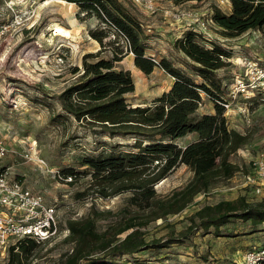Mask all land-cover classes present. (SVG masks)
Instances as JSON below:
<instances>
[{
  "label": "rangeland",
  "instance_id": "rangeland-1",
  "mask_svg": "<svg viewBox=\"0 0 264 264\" xmlns=\"http://www.w3.org/2000/svg\"><path fill=\"white\" fill-rule=\"evenodd\" d=\"M124 1L143 23L147 54H153L157 59L161 56L169 58L197 82L203 81L204 77L193 70L192 61L173 45L177 35L186 28L184 22L174 21L165 11L185 7L198 10L207 17L216 7L230 12V0H159V9L155 13L147 12L133 0ZM102 27L108 31L102 55L111 57L117 44H125L124 37L97 16L79 11L76 3L65 0H0V134L12 149L3 162L11 166L12 176L42 193L48 204L57 207L60 225L59 235L40 243L25 257L24 264H58L64 252L73 246L67 240L68 221L71 219L93 214L97 230L105 231L112 227L115 230L124 218L137 211L136 206L129 202V192L105 198L92 192L78 195L87 187L89 174H79L73 184L57 175V171L69 174L68 168L83 172L87 168L82 163L85 155L108 150L114 142L132 141L93 132L85 121H77L72 116H57L62 112L57 96L75 79L73 68H83L84 54L104 48L90 34L91 29ZM210 30L214 39L207 40L200 35L198 39L203 44H218L226 50L236 45L233 48L264 64L263 32L251 29L238 38L224 39L226 36L217 24L210 25ZM125 64L131 66L135 82V90L127 94L130 104H151L173 84L174 78L161 67L145 73L128 60ZM239 73H244L243 67L230 62L216 70L214 78L221 80L222 93L228 91ZM202 96L201 109L211 101L207 93L202 92ZM259 105L257 103L256 107ZM230 125L251 133L249 143L231 156L232 161L240 165V170L230 178H217L209 189L199 192L183 210L141 227L150 245L124 255L123 259H138L141 264H245L247 251L264 247V223L257 226V231H252L250 221L241 219L221 226V235H217L213 228L209 232L194 229L188 236L180 235L191 224L194 213L206 203L234 199L242 194L253 201L264 196L243 185L244 175L252 168L256 150L264 145V104L252 122L234 115ZM192 140L194 135L191 132L177 138L176 142L185 146ZM31 146L35 160L23 155ZM192 177L193 171L181 164L155 187L163 197L187 184ZM126 233H119L117 238L123 239ZM172 238L173 241L169 242ZM156 240L167 245H151ZM10 246H0V264L8 262Z\"/></svg>",
  "mask_w": 264,
  "mask_h": 264
},
{
  "label": "trees",
  "instance_id": "trees-1",
  "mask_svg": "<svg viewBox=\"0 0 264 264\" xmlns=\"http://www.w3.org/2000/svg\"><path fill=\"white\" fill-rule=\"evenodd\" d=\"M65 1L76 3L79 11L95 15L114 28L124 37L125 44H117L111 57L103 56L108 31L104 27L90 30L104 48L84 54L83 68H73L75 79L57 96L62 109L57 116H72L85 121L93 132L132 140L114 142L108 150L85 155L82 163L87 168L83 172L67 169L73 177L69 183L78 180L79 174H89L87 187L78 195L92 192L105 198L129 192V202L137 211L124 218L115 230L113 227L97 230L93 214L69 220L67 240L73 246L64 252L58 264H141L138 259H123L124 255L150 245L141 227L183 210L217 178H230L240 170L231 156L249 143L251 133L230 126L223 106L216 101L222 93L221 80L214 78L216 70L228 63L222 55L229 56L230 52L218 44L211 47L203 44L198 39L200 35L191 29L177 38L175 47L192 61L193 70L204 77L197 82L169 58L155 60L147 54L143 23L124 0ZM214 20L226 37H236L251 29L264 33V0H231L230 12L214 8ZM130 52L134 54L135 65L145 73L159 66L174 77L171 88L151 104L133 105L127 101V94L135 90V82L130 69L118 67L116 62ZM202 92L214 102V113L198 112ZM191 132L197 133L196 139L185 146L176 142ZM181 164L193 171L192 179L160 196L155 185ZM235 219L250 221L252 231H257V226L264 223V196L253 201L242 194L206 203L194 213L191 224L180 235L188 236L194 229L209 232L211 228L221 235V226ZM125 231L124 238L118 239L117 235ZM39 244L32 238L21 239L10 246L11 255L5 264H24L25 257ZM151 245L167 243L156 240Z\"/></svg>",
  "mask_w": 264,
  "mask_h": 264
},
{
  "label": "built area",
  "instance_id": "built-area-1",
  "mask_svg": "<svg viewBox=\"0 0 264 264\" xmlns=\"http://www.w3.org/2000/svg\"><path fill=\"white\" fill-rule=\"evenodd\" d=\"M133 2L147 12L155 13L159 9V0ZM165 13L176 22L183 21L187 29L194 30L203 38L214 39L210 30V25L217 24L214 10L207 17L198 10L185 7H174ZM153 57L157 60L154 55ZM222 58L241 65L244 73L237 74L228 91L221 93L216 101L223 106L229 124L234 115H240L247 122H252L254 111L264 104V64L240 50L230 53L229 56L222 55ZM257 103L260 104L259 107H256ZM202 105L203 99L199 102V106ZM32 150L33 146L23 155L27 159L35 160ZM11 152L12 149L0 134V246L14 245L24 238H32L39 243L51 241L60 233L57 207L48 204L42 193L32 190L23 180L12 176L11 166H6L3 162ZM57 175L65 182L73 179L72 175L60 171H57ZM244 176L243 185L252 187L255 193L263 195L264 145L256 150L252 168ZM244 263L264 264V247L247 251Z\"/></svg>",
  "mask_w": 264,
  "mask_h": 264
},
{
  "label": "crops",
  "instance_id": "crops-1",
  "mask_svg": "<svg viewBox=\"0 0 264 264\" xmlns=\"http://www.w3.org/2000/svg\"><path fill=\"white\" fill-rule=\"evenodd\" d=\"M230 9H231V1H230ZM187 30V28H184L181 32H180V34H178L177 35V38H179V37H181V36H183V34H184V32ZM258 31H260V30H258ZM260 32H262V31H260ZM239 36H236V37H225V39H234V38H238ZM221 44H223V45H226V46H228L227 44H225L224 42H221ZM173 45H174V43H173ZM207 46H209V47H211V45H207ZM235 47H236V45H234ZM234 46H229V52L230 53H232V52H235L236 50H240V49H238V48H233ZM233 48V49H232ZM181 52V51H180ZM244 52V51H243ZM152 56H153V54H152ZM161 58H162V56H161ZM126 60H128V62H130V63H132L133 65H135V63H134V54H133V52H130V53H128V54H126L125 55V57L122 59V60H120V61H117L116 62V65L118 66V67H123V68H126V69H132L131 68V66L130 65H126L125 64V61ZM136 66V65H135ZM157 68H159V69H161L159 66H156L155 68H154V70H156ZM174 78V77H173ZM174 81V80H173ZM205 108V109H204ZM203 109H201V107H199V110H198V112L200 113V114H202V113H214L215 112V106H214V102L211 100L210 101V103H207L206 105H205V107H204ZM260 109H261V107L260 108H257L255 111H254V113H253V115L254 116H257L258 114H259V111H260ZM231 127H234V128H236V126H234V125H230ZM237 130H239L238 128H236ZM241 131V130H240ZM193 133V135H194V139H196L197 138V133L196 132H192ZM264 194V193H263Z\"/></svg>",
  "mask_w": 264,
  "mask_h": 264
},
{
  "label": "bare ground",
  "instance_id": "bare-ground-1",
  "mask_svg": "<svg viewBox=\"0 0 264 264\" xmlns=\"http://www.w3.org/2000/svg\"><path fill=\"white\" fill-rule=\"evenodd\" d=\"M56 1H63V0H56Z\"/></svg>",
  "mask_w": 264,
  "mask_h": 264
}]
</instances>
